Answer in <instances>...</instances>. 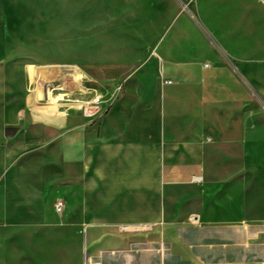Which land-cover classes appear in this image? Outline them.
Wrapping results in <instances>:
<instances>
[{
    "label": "crops",
    "instance_id": "1",
    "mask_svg": "<svg viewBox=\"0 0 264 264\" xmlns=\"http://www.w3.org/2000/svg\"><path fill=\"white\" fill-rule=\"evenodd\" d=\"M186 8L241 78L202 39L124 23L84 59L122 73L86 118L58 100L104 89L85 70L11 64L0 47V227L19 264H188L168 254L192 253L193 237L194 264H264V119L250 115L251 94L264 99V1Z\"/></svg>",
    "mask_w": 264,
    "mask_h": 264
},
{
    "label": "rangeland",
    "instance_id": "2",
    "mask_svg": "<svg viewBox=\"0 0 264 264\" xmlns=\"http://www.w3.org/2000/svg\"><path fill=\"white\" fill-rule=\"evenodd\" d=\"M124 23L144 26L143 36L149 34L155 41L165 28H170V33L177 38L202 39L212 53L203 48L201 54L207 53L212 60L217 59L218 65L238 72L241 78L237 65L209 32L202 29L195 15L189 13L186 0H0V47L11 64L76 65L85 70L92 81L99 82L98 88H104H100L102 93L110 96L121 82V69L113 63L100 65L84 59L97 53L100 43L118 37ZM34 58L39 61L34 62ZM203 62L213 64L209 60ZM220 76L226 79L224 73ZM251 100L254 103L250 105L251 117L264 119V99L252 93ZM4 230L0 227V264H19L18 254L3 244L7 240L3 236L10 235ZM19 240L14 239L11 246H18ZM50 240L38 239L37 244H50ZM60 240L63 246L74 244L73 239ZM184 240L191 242L192 253L175 256L172 253L177 248L172 246V253L168 254L170 262L180 256L186 258V263L194 264L198 258L193 248L197 239ZM43 256L50 258L49 254Z\"/></svg>",
    "mask_w": 264,
    "mask_h": 264
},
{
    "label": "built area",
    "instance_id": "3",
    "mask_svg": "<svg viewBox=\"0 0 264 264\" xmlns=\"http://www.w3.org/2000/svg\"><path fill=\"white\" fill-rule=\"evenodd\" d=\"M166 83H171L167 80ZM46 90L50 93H57L55 97L58 98V94L65 89L64 83L60 79H54L46 85ZM120 86L117 87V90ZM65 100L73 103L77 111L86 118H95L99 113L106 111L109 108V96L101 91L91 93L86 98L66 96V93L58 100ZM196 180V178H194ZM62 201H57L55 204V210L60 211L62 208Z\"/></svg>",
    "mask_w": 264,
    "mask_h": 264
},
{
    "label": "water",
    "instance_id": "4",
    "mask_svg": "<svg viewBox=\"0 0 264 264\" xmlns=\"http://www.w3.org/2000/svg\"><path fill=\"white\" fill-rule=\"evenodd\" d=\"M262 1H264V0H262Z\"/></svg>",
    "mask_w": 264,
    "mask_h": 264
}]
</instances>
